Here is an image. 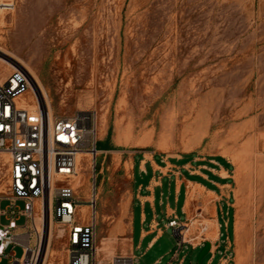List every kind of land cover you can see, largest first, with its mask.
<instances>
[{
  "label": "rangeland",
  "instance_id": "374dc122",
  "mask_svg": "<svg viewBox=\"0 0 264 264\" xmlns=\"http://www.w3.org/2000/svg\"><path fill=\"white\" fill-rule=\"evenodd\" d=\"M4 1L15 9L0 5V43L30 66L54 118L92 113L98 142L112 131L114 152L98 150L84 162V155L79 157L74 181L83 208L89 210L96 191L98 245L114 232L120 249L128 244L129 221L120 223L126 202L124 218L129 220L131 212L134 217L135 263L173 260L179 247L173 230L165 228L171 219L159 220L161 233L148 250L154 235L141 242L152 221L146 207L149 220L141 224L146 193L137 192L132 171L117 169L121 161L159 158L180 161L186 173L206 167L229 176L230 208L222 206L229 214L228 230L222 231L223 245L230 238L229 264H240L238 225L241 264H264V0ZM0 70L9 72L7 66ZM5 191L3 179L0 192ZM8 205L1 202L0 210ZM194 211L202 212L197 204ZM178 217L184 220L181 210ZM0 223L9 221L2 217ZM53 229L55 256L47 264H69L56 221ZM201 251L185 245L173 264H198ZM23 253L16 247L11 255L20 259ZM209 258L210 253L201 264H209Z\"/></svg>",
  "mask_w": 264,
  "mask_h": 264
},
{
  "label": "built area",
  "instance_id": "2783aa9c",
  "mask_svg": "<svg viewBox=\"0 0 264 264\" xmlns=\"http://www.w3.org/2000/svg\"><path fill=\"white\" fill-rule=\"evenodd\" d=\"M9 4L7 10L15 9L14 3ZM2 59L13 66L6 75L0 70V181L7 182L6 191L0 193V204L9 202L6 210H0V220L6 217L9 221L7 225L0 223V262L12 259L10 264H46L51 217L44 202L52 199V219L62 229L59 238L64 242L69 264H136L132 255H115L109 260L101 257L95 190L88 216L81 218L83 205L76 198L74 183L77 159L98 153L96 117L90 112H79L52 119L47 102L37 95L34 76L0 51V63ZM6 65L0 67L5 69ZM31 93L35 101L25 103ZM19 202L24 205L22 209ZM20 220L25 221L21 226ZM224 226H229L228 220ZM166 228L173 230L178 239L179 250L169 263L173 264L185 245L194 246L185 236L189 227L178 219H171ZM201 230L206 232L207 226L202 225ZM229 242L228 236L224 246L218 241L216 248H211L213 259L215 251L224 248L221 264L231 261ZM16 247L23 249L20 259L11 255ZM183 263L184 260L179 261Z\"/></svg>",
  "mask_w": 264,
  "mask_h": 264
},
{
  "label": "crops",
  "instance_id": "0c3cea01",
  "mask_svg": "<svg viewBox=\"0 0 264 264\" xmlns=\"http://www.w3.org/2000/svg\"><path fill=\"white\" fill-rule=\"evenodd\" d=\"M99 143L101 145V153L111 154L114 152L116 145L113 141H108L106 137H103L99 140ZM202 168L207 171H196L194 173L189 171L186 173L184 171L185 165L181 164L180 161H164L159 158L146 162L142 160L138 162L136 158H134L131 162L123 163V161H121L118 164L117 169L123 170L128 175H130L132 171L134 185L139 195L141 191L146 193V196L142 197L144 201L140 202L142 205L141 224L146 225L149 220L145 210L146 207H149L152 212V221L148 231L142 230L141 242L154 235L149 242L148 250L154 248L157 243L158 237L156 233H161V229H159V227H161L159 222L160 219L161 222L170 219H178L182 221L184 225H187V227H189V239L194 246V248H192L194 250L203 249L207 242L211 243V248L213 247L214 249L218 241L224 246L222 231L225 226L223 227L221 220H223L224 223L228 220L225 219L228 212H224L222 206L225 204L227 208H230L229 200L231 199V194L228 192V189L231 188V185L229 181H226L229 176H224L220 172L216 173L213 169H207L206 167ZM139 195L137 198L140 197ZM196 204L201 207V213L194 211ZM134 206L135 205L132 204V211ZM128 208V203L124 202L122 205L123 214L120 219L121 225H126V222L129 221L127 222L130 231V238L127 239L128 244L123 249L119 248V240L116 238L117 232L112 233L109 237L103 238L98 246L100 255L104 260H109L115 255L134 256L132 238L134 217L132 212L129 216V220L124 218L129 211ZM179 210H181L184 220L179 219ZM195 214L197 215V217L194 218L196 221L188 223V221H191V216ZM204 215H210L212 218L206 220ZM198 216L203 219H196ZM196 223H199V226L195 225ZM202 225L207 226L206 232H202ZM166 227L167 225L165 224V228ZM225 229L227 231L228 227ZM226 242H228V235L225 238L224 244ZM221 249L215 251L216 254L214 255V259L212 254H210L208 260L209 264L215 262L218 254L221 255L219 259V264H221ZM157 263L159 262L157 261L156 264Z\"/></svg>",
  "mask_w": 264,
  "mask_h": 264
},
{
  "label": "bare ground",
  "instance_id": "6f19581e",
  "mask_svg": "<svg viewBox=\"0 0 264 264\" xmlns=\"http://www.w3.org/2000/svg\"><path fill=\"white\" fill-rule=\"evenodd\" d=\"M0 5L1 6H4V7H8V6H10V4H9V2H7V1H4V0H0ZM1 35H2V33H1V31H0V42L1 41H3V39L1 38ZM0 51L3 53V54H5V55H7L8 57H10L11 59H13L14 61H16V62H18V63H21L22 65H23V67H24V69H26L29 73H31L33 76H34V72L31 70V68H30V66L29 65H27V64H25L21 59H19V58H16L15 56H13V55H11V54H9L8 52H7V50H6V48L5 47H3L2 46V44L0 43ZM7 61H4V59H2V61H1V63H0V65H3V64H7L6 66L9 68V72L12 70V64L11 63H6ZM34 78L36 79V83H37V86H36V89H37V95H39V96H42L44 99H45V101L47 102V104H48V108H49V112H50V117L52 118V119H54V114H53V110H52V107L49 105V103H48V98H47V94L45 93V89H43V87L40 85L41 84V82H39L38 80H37V78H36V76H34ZM40 83V84H39ZM35 101V99H34V97H33V95L32 94H29V98H26V102L25 103H30V102H34ZM83 156V155H82ZM88 157H93L92 155H88V154H84V157H83V159H81V161L80 162H84V161H86L87 159H88ZM95 157V156H94ZM94 159V158H93ZM94 163V162H93ZM44 206H45V208L46 209H50V227L48 228L47 227V236H48V234H49V238H48V240H49V242H48V247H47V254H46V264L49 262V260L51 259V258H53L54 256H55V253L54 252H52L51 251V248H50V246L52 245V240H53V231H54V229H53V226H54V221H53V219H52V208H53V202H52V199H50V200H46L45 202H44ZM83 211H85V212H87L88 211V209L87 208H83ZM37 223H38V225L41 223V218L40 217H38L37 218ZM236 234H237V243H238V247H239V256H240V260H239V262H240V264H241V262H242V254H243V246H242V232H241V230L239 229V225H238V228H237V231H236ZM216 235V234H215ZM52 239V240H51ZM187 239V238H186ZM105 247V246H104ZM109 250V249H108ZM100 251H101V249H100ZM107 251V250H106ZM109 253V252H108ZM111 253H113V252H111ZM110 254V253H109ZM113 256V255H112Z\"/></svg>",
  "mask_w": 264,
  "mask_h": 264
},
{
  "label": "water",
  "instance_id": "95a60500",
  "mask_svg": "<svg viewBox=\"0 0 264 264\" xmlns=\"http://www.w3.org/2000/svg\"><path fill=\"white\" fill-rule=\"evenodd\" d=\"M211 251V243L207 242L204 246V248L202 249L199 257H198V264H201L203 258L209 254Z\"/></svg>",
  "mask_w": 264,
  "mask_h": 264
},
{
  "label": "trees",
  "instance_id": "16d2710c",
  "mask_svg": "<svg viewBox=\"0 0 264 264\" xmlns=\"http://www.w3.org/2000/svg\"><path fill=\"white\" fill-rule=\"evenodd\" d=\"M111 129H110V131H109V134H108V137H107V140L108 141H110L111 140ZM101 149V145H100V143L98 142L97 143V150H100Z\"/></svg>",
  "mask_w": 264,
  "mask_h": 264
}]
</instances>
